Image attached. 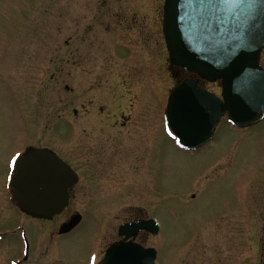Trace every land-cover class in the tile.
Instances as JSON below:
<instances>
[{"label":"rangeland","instance_id":"obj_1","mask_svg":"<svg viewBox=\"0 0 264 264\" xmlns=\"http://www.w3.org/2000/svg\"><path fill=\"white\" fill-rule=\"evenodd\" d=\"M163 1L0 0V233L22 226L35 237L26 262L18 236L2 237L0 264H85L111 240L126 215L118 211L129 204L149 210L160 225L158 235L141 240L157 251L155 264H261L264 119L235 130L224 118L203 147L188 152L177 146L164 110L169 90L192 76L166 68ZM205 89L220 96L219 84ZM74 110L79 116L120 110L145 116L133 146L144 147L146 134L153 137L150 169L135 172L131 201L103 216L91 214L57 242L46 234L55 223L18 215L1 197L3 173L25 143H35L54 123L65 130ZM147 124L152 129L143 132ZM99 226L106 231L100 242Z\"/></svg>","mask_w":264,"mask_h":264},{"label":"water","instance_id":"obj_2","mask_svg":"<svg viewBox=\"0 0 264 264\" xmlns=\"http://www.w3.org/2000/svg\"><path fill=\"white\" fill-rule=\"evenodd\" d=\"M162 34L172 66L221 85L217 96L189 77L170 93L165 122L180 148L194 151L206 145L224 116L238 129L263 120L264 0H233L226 14L210 13L197 0H164ZM12 169L11 202L26 214L51 219L66 207L67 189L77 178L55 153L32 148ZM80 219H71L59 232L70 231ZM141 231L158 235L159 224L148 219L121 225L124 239L106 249L100 264H155L157 251L134 241Z\"/></svg>","mask_w":264,"mask_h":264},{"label":"flooded vegetation","instance_id":"obj_3","mask_svg":"<svg viewBox=\"0 0 264 264\" xmlns=\"http://www.w3.org/2000/svg\"><path fill=\"white\" fill-rule=\"evenodd\" d=\"M165 60L167 64L166 68L170 75L172 72L171 70L174 69L197 78L199 85L203 88H205V85H220L219 82L208 83L183 69L172 67L169 63L168 54H166ZM186 78L189 77H185L179 80V82ZM146 90H148L147 96L152 97L149 89ZM170 92L169 90L167 99ZM73 117L75 121H69L65 130H61V126L58 123H54L51 129H49L50 131L41 132L36 136L35 143H29L27 139L28 143L24 144L23 151H19V155L15 156L16 159L26 156L31 152L32 148L48 149L55 153L72 169V171H74L77 180L67 189L68 203L59 214L54 215L51 219L35 218L26 214L17 204L11 202L13 191L7 187V179L12 172V159H10L7 164L9 168L3 173L5 174L7 172L5 175V188L1 197L4 198L7 203L9 202L18 215L28 216L43 226L49 223H55L52 228L46 231V234L51 239L56 236L57 242H59L58 240L72 235L85 220L91 218V214L99 211L103 216L114 209V204L118 202L122 203L123 200L125 203L131 201L128 200V198L136 197L132 193V189L136 186L133 184L135 172H138L141 168L140 171H147L150 169L149 153L151 139L153 137H149V135L146 134V136L143 137L146 139L144 147L139 148V146H133L134 137L138 135L140 123H144V119H146L145 116L125 114L123 110H120L118 114L79 116L74 110ZM77 118L82 119L80 121L82 125L79 129L80 134L77 132L78 128L75 124ZM49 127L50 126H47V128ZM147 127L152 129V125L147 124L144 126L143 132ZM168 135H170V132ZM143 180V176L138 179L140 182H143ZM75 203H82L83 205L79 208ZM119 213H126V215L119 217V222L115 227L113 237L104 245V248L98 250L97 254L91 255L86 260L87 263L85 264H88V261L91 259L95 260V262L91 264H100L106 249L112 244L123 240V237L119 236V227L121 225L153 218L150 216L149 210L134 204H129L123 208L120 207L118 214ZM77 216H80L81 219L73 229L66 233L59 232L63 224ZM99 228L100 242L101 238H106V231L104 232L101 226H99ZM260 230L262 232L260 237V260L261 264H264V216ZM29 232V229L19 226L16 229L0 233V240L2 237L14 236L15 238L18 236V241H21L23 245V261L25 262L29 260L30 248H32V242L35 240V237L32 239L29 236ZM36 234L38 235L39 232H36ZM150 235L151 234L147 231H141L134 241L143 244L141 241L142 237L149 238ZM98 256L99 260L96 261ZM81 261L83 262L84 258H82ZM15 264H20V262L18 261Z\"/></svg>","mask_w":264,"mask_h":264},{"label":"snow or ice","instance_id":"obj_4","mask_svg":"<svg viewBox=\"0 0 264 264\" xmlns=\"http://www.w3.org/2000/svg\"><path fill=\"white\" fill-rule=\"evenodd\" d=\"M200 6L210 13L226 14L230 11L233 0H197ZM19 153H17V156ZM15 161L16 157H12Z\"/></svg>","mask_w":264,"mask_h":264}]
</instances>
